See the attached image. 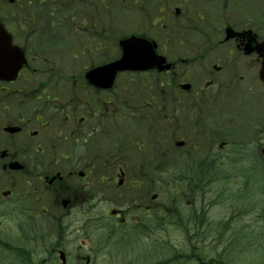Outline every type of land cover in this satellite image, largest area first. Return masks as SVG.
<instances>
[{"label":"flooded vegetation","instance_id":"flooded-vegetation-1","mask_svg":"<svg viewBox=\"0 0 264 264\" xmlns=\"http://www.w3.org/2000/svg\"><path fill=\"white\" fill-rule=\"evenodd\" d=\"M229 25L241 34L224 41ZM246 31L262 36L264 0H0V264H53L60 251L61 264H144V145L131 151L128 126L140 113L116 111V86L102 90L87 77L122 55V39H150L172 63L165 73L179 77L157 112L189 141L190 180L210 181L220 172L213 166L231 172L246 150L258 151L264 165L262 58L250 51ZM205 193L195 192L203 199L194 210L199 222L163 225L165 232L176 227L185 244L178 250L159 239L167 254L153 264L243 258L213 254L204 242L197 254L198 238L213 227ZM100 230L109 231L105 243L141 246L142 255L101 256ZM197 231L207 232L197 238ZM89 240L98 248L80 254ZM244 251L250 264H264L257 250Z\"/></svg>","mask_w":264,"mask_h":264},{"label":"rangeland","instance_id":"rangeland-1","mask_svg":"<svg viewBox=\"0 0 264 264\" xmlns=\"http://www.w3.org/2000/svg\"><path fill=\"white\" fill-rule=\"evenodd\" d=\"M247 10L250 13H254L252 8H247ZM223 45L227 48L228 58L232 59L233 62L237 61L238 56L235 57L229 54V50H231L233 46L229 42ZM221 52L223 51L221 50ZM178 78L179 77H175L172 79L171 75L155 73L147 75L124 74L120 76L117 82V86H121L118 95L130 88L135 89V87L138 86L134 92L143 96L149 93L155 95L156 99L160 94L161 96H170L174 94L175 88L173 85H177ZM168 79L174 80L175 83H169ZM169 104L172 106L171 103ZM183 115H185V113H183ZM258 155V151L246 150L243 156L238 160L240 165H238L237 168H229L231 172H228L225 171V167H221L218 180L213 178L212 181L207 184L205 197L206 199L211 198L212 203L208 206L206 211L207 216L205 217L213 222V227L208 231V236L203 235L198 238L201 231H197L198 241L196 244L204 242V246L207 245L208 247L207 243L210 242L211 237L223 238L227 243L217 247V249L221 251L222 247L228 245V241L236 236L240 238V245L244 246V242L248 240L244 233L247 236L254 235L255 237H264V165L258 159ZM172 172V168L165 171L164 177L166 180L171 176ZM183 184L187 187H181L179 183L175 182H166L156 185V187H153L148 193H144V222H150V230H144V264H153V262L158 259L156 256L163 253L165 246L158 241L159 239L168 238L171 242L169 245H175L178 250H181V247L185 244L183 241L179 240L181 238V232L176 230V227L165 232L162 229L164 224L168 226L169 224H190V222H199V219L195 220L194 210L199 209L203 199L200 194H194L193 190L195 189H188V186H190L189 183ZM200 185L203 186L204 184L200 183ZM218 190H229L231 193H236L238 191V194L236 198H232L231 196L226 198L224 195L220 198H215V194ZM153 193L159 194L156 199H152ZM107 207L108 202L101 203V211H105ZM234 210H237L238 214H236V212L230 213ZM222 220L229 223L228 227H217L216 222ZM14 222V219L5 216L4 225L6 228L12 227ZM240 226L242 228H240ZM6 228L4 229L5 232ZM100 231L99 241L102 248L100 252L101 256L112 257L115 254H119L121 260H124L120 252L122 251L124 255H128L127 260H131L136 255H142L141 246H127L126 243L117 246L115 241H112L110 244L105 243V239L111 238L108 236L109 231ZM205 232L207 231H203L202 233ZM95 242H97L96 239ZM97 248V244L89 240L86 246H83L79 250V253H88L92 255ZM164 252L166 253V251ZM250 256L251 255H248L243 258L246 260ZM260 257L263 258V255L260 254ZM243 258H239L237 263L247 264ZM53 264H61L60 259L57 257V261L54 260Z\"/></svg>","mask_w":264,"mask_h":264},{"label":"water","instance_id":"water-1","mask_svg":"<svg viewBox=\"0 0 264 264\" xmlns=\"http://www.w3.org/2000/svg\"><path fill=\"white\" fill-rule=\"evenodd\" d=\"M141 39H130L127 44L124 43V54L120 59L114 62L111 67L109 68H102L101 69V79L105 82H109L113 80L115 74L118 70L124 69H146L152 67V65H157L163 69L164 67H169V65L162 66V62L164 61L163 58L157 56L153 47L145 41L144 39V46H142ZM264 47V43L262 44ZM264 74V69L262 70ZM264 77V75H263ZM156 197V195L154 196Z\"/></svg>","mask_w":264,"mask_h":264},{"label":"trees","instance_id":"trees-1","mask_svg":"<svg viewBox=\"0 0 264 264\" xmlns=\"http://www.w3.org/2000/svg\"><path fill=\"white\" fill-rule=\"evenodd\" d=\"M125 109L127 110V107ZM163 136L164 134L160 132L144 134L145 141L152 145V148L144 153V191H150L156 185L167 182L161 179L160 174L165 169H169L171 164L168 163L165 166L158 164V160L165 155L166 149L170 147V141L162 138ZM163 158L165 159V156Z\"/></svg>","mask_w":264,"mask_h":264}]
</instances>
